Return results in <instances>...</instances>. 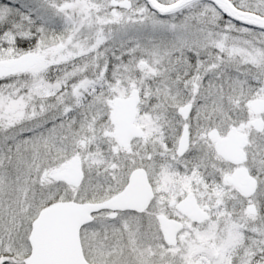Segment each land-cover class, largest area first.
<instances>
[{
    "label": "snow or ice",
    "instance_id": "obj_1",
    "mask_svg": "<svg viewBox=\"0 0 264 264\" xmlns=\"http://www.w3.org/2000/svg\"><path fill=\"white\" fill-rule=\"evenodd\" d=\"M0 264H264V0H0Z\"/></svg>",
    "mask_w": 264,
    "mask_h": 264
}]
</instances>
